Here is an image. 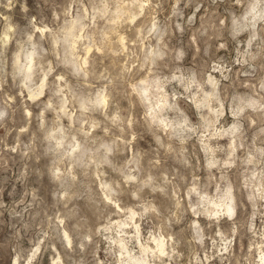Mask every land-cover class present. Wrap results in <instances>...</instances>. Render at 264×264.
Here are the masks:
<instances>
[{
	"label": "clouds",
	"instance_id": "1",
	"mask_svg": "<svg viewBox=\"0 0 264 264\" xmlns=\"http://www.w3.org/2000/svg\"><path fill=\"white\" fill-rule=\"evenodd\" d=\"M0 264H264V0H0Z\"/></svg>",
	"mask_w": 264,
	"mask_h": 264
}]
</instances>
